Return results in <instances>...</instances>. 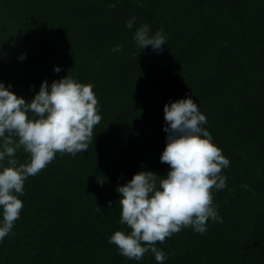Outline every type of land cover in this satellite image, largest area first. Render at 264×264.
I'll return each mask as SVG.
<instances>
[{"label": "trees", "instance_id": "trees-1", "mask_svg": "<svg viewBox=\"0 0 264 264\" xmlns=\"http://www.w3.org/2000/svg\"><path fill=\"white\" fill-rule=\"evenodd\" d=\"M141 23L166 34L162 51L138 49ZM65 75L92 85L93 143L25 180L0 264H157L108 243L129 231L115 189L141 168L167 172L163 106L185 95L230 163L226 186L212 189L222 223L157 241L163 264H264V0H0V81L27 101Z\"/></svg>", "mask_w": 264, "mask_h": 264}, {"label": "clouds", "instance_id": "clouds-1", "mask_svg": "<svg viewBox=\"0 0 264 264\" xmlns=\"http://www.w3.org/2000/svg\"><path fill=\"white\" fill-rule=\"evenodd\" d=\"M135 20L131 17L125 27L132 29ZM132 39L139 50L150 46L159 53L167 36L161 30L151 32L148 24L141 23ZM18 59L23 60L24 54ZM53 71L60 72V66H54ZM11 88L10 83L6 86L0 81V241L20 216L23 201L19 196L24 193L25 180L45 168L56 153L75 156L85 152L101 119L92 85L69 75L50 83L41 81L39 90L27 101ZM163 119L166 136L159 160L168 170L161 175L141 168L116 186L119 223L129 231L116 230L108 238L121 256L139 261L151 252L157 264L167 258L155 246L157 241L163 243L187 227L203 234L209 220L222 223L212 189L226 186V177L220 173L230 163L203 127L206 116L191 96L166 102ZM21 148L28 154L24 163L16 158Z\"/></svg>", "mask_w": 264, "mask_h": 264}]
</instances>
